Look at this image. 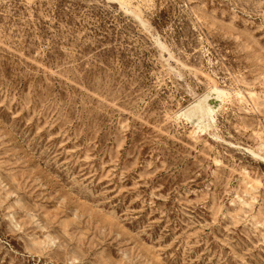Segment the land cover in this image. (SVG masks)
<instances>
[{
    "label": "rangeland",
    "instance_id": "374dc122",
    "mask_svg": "<svg viewBox=\"0 0 264 264\" xmlns=\"http://www.w3.org/2000/svg\"><path fill=\"white\" fill-rule=\"evenodd\" d=\"M0 264H264V0H0Z\"/></svg>",
    "mask_w": 264,
    "mask_h": 264
},
{
    "label": "bare ground",
    "instance_id": "6f19581e",
    "mask_svg": "<svg viewBox=\"0 0 264 264\" xmlns=\"http://www.w3.org/2000/svg\"><path fill=\"white\" fill-rule=\"evenodd\" d=\"M214 90V92L216 93V97H220V95H222L223 94V92H222V90H220V89H218L217 87H214L213 88ZM218 99V98H217ZM200 103H199V105H200V108H198V111L201 113V112H204L205 110H207L208 108L210 109V111L212 110L211 109V107H213V106H211L210 105V103H207V101H206V98L203 100V101H199ZM202 102L203 103H205V105L204 106H201V104H202ZM207 106H208V108H207ZM207 108V109H206ZM192 109V108H191ZM197 110V109H196ZM209 111V112H210ZM212 113V112H211ZM202 114V113H201ZM209 114V113H208Z\"/></svg>",
    "mask_w": 264,
    "mask_h": 264
}]
</instances>
